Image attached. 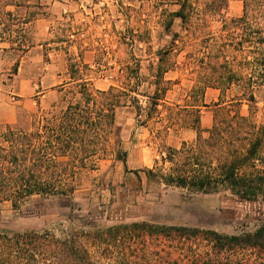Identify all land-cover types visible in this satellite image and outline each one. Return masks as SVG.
<instances>
[{
	"label": "trees",
	"instance_id": "1",
	"mask_svg": "<svg viewBox=\"0 0 264 264\" xmlns=\"http://www.w3.org/2000/svg\"><path fill=\"white\" fill-rule=\"evenodd\" d=\"M141 1L155 8L176 6L168 15L166 29L177 19L183 30L182 35L173 34L166 50L156 53L158 61L150 83L153 91L150 96L143 95L149 108L154 110L167 91L163 76L172 68L169 60L176 42L197 53L199 88L193 93L202 96L209 88L221 93L213 104L207 137H202L199 128L200 108L206 106H199L192 125L194 144L165 149L163 162L170 168L167 174H159L160 182L205 195L226 192L236 202L264 208V114L257 125L253 96L256 88L264 87V0ZM231 1L242 3V15L226 20L223 12ZM27 6L19 0H0V41L10 43L11 49L30 47L12 41L19 26L28 22H21L9 11ZM215 19L222 22L219 36L208 30ZM5 32L8 38H3ZM244 45V61L236 62L235 55ZM124 71L125 88L92 91L87 82L76 78L79 70L73 64V101L58 112L35 115L27 132L5 129L0 135V211L7 204L18 211L34 197L45 201L72 197L77 176L97 169L109 152L116 111L129 105L140 116L139 101L132 96L138 95L139 75L128 68ZM232 87L241 93L225 101ZM242 102L248 103L247 116L239 112ZM150 117L148 111L146 118ZM131 173L138 178V172ZM152 175L147 171V179ZM70 209L74 211L73 206ZM45 213L43 208L35 217L49 215ZM63 220L70 226L60 228L57 235L39 227L22 233L0 232V264H264V222L252 233L226 236L146 222L105 227L73 215ZM196 244H202V249Z\"/></svg>",
	"mask_w": 264,
	"mask_h": 264
},
{
	"label": "rangeland",
	"instance_id": "2",
	"mask_svg": "<svg viewBox=\"0 0 264 264\" xmlns=\"http://www.w3.org/2000/svg\"><path fill=\"white\" fill-rule=\"evenodd\" d=\"M19 1L28 6L9 11L28 24L19 26L12 41L30 47L11 49L10 43L0 41V135L6 128L27 132L35 115L58 112L73 101V64L79 70L76 78L87 82L92 91L111 86L123 89L125 68L137 71L140 86L138 95L132 96L139 101L141 112L137 117L135 107L129 105L116 111L107 156L98 162L95 171L77 176V190L72 197L48 201L34 197L18 211L4 205L0 232L22 233L39 227L57 235L60 228L70 226L63 220L69 215L105 227L146 222L210 230L226 236L252 233L264 222V208L257 204L236 202L226 192L205 195L165 186L158 178L160 173L169 172L170 165L163 162L166 148L178 150L182 143L194 144L196 131L192 125L199 106H206L200 108L199 128L202 137H207L213 104L221 94L215 88L206 89L202 96L193 93L199 88L197 53L191 46L183 48L176 42L169 60L172 68L163 76L167 82L165 95L156 102L154 110L143 97L153 91L150 83L158 61L156 53L170 46L173 34L183 33L177 19L166 29L168 15L177 10L176 6L155 8L141 0ZM241 15L239 1L229 2L223 12L226 20ZM126 16L132 19L129 21ZM221 28L222 22L215 19L208 30L219 36ZM7 35L5 32L3 38ZM245 48L244 45L236 53V62L244 61ZM240 93L239 88L232 87L224 100ZM253 96L255 122L260 125L264 87L256 88ZM239 112L248 115L247 102H242ZM147 171L153 174L148 179ZM131 172H138V178ZM43 208L49 215L35 217ZM196 245L202 249V244Z\"/></svg>",
	"mask_w": 264,
	"mask_h": 264
}]
</instances>
